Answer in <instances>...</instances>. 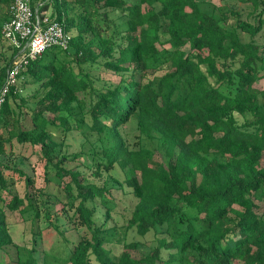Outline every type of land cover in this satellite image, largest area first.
Returning a JSON list of instances; mask_svg holds the SVG:
<instances>
[{"label":"trees","instance_id":"obj_1","mask_svg":"<svg viewBox=\"0 0 264 264\" xmlns=\"http://www.w3.org/2000/svg\"><path fill=\"white\" fill-rule=\"evenodd\" d=\"M205 4L46 1L69 44L0 107V264H264V0Z\"/></svg>","mask_w":264,"mask_h":264},{"label":"built area","instance_id":"obj_2","mask_svg":"<svg viewBox=\"0 0 264 264\" xmlns=\"http://www.w3.org/2000/svg\"><path fill=\"white\" fill-rule=\"evenodd\" d=\"M46 1H10L9 17L2 24L1 35L16 50V55L0 87V107L10 87L17 84L22 66L50 47L65 49L69 44V34L65 32L62 23L55 15L51 16L49 10H45Z\"/></svg>","mask_w":264,"mask_h":264},{"label":"rangeland","instance_id":"obj_3","mask_svg":"<svg viewBox=\"0 0 264 264\" xmlns=\"http://www.w3.org/2000/svg\"><path fill=\"white\" fill-rule=\"evenodd\" d=\"M207 1L209 2L208 5L205 4L207 8H210V4H212V3H216V4L219 3V0H207ZM239 6L244 7V5L242 3L239 4ZM49 9H50V7H49ZM6 11H7V9L5 7H3V8L1 7L0 14L2 15ZM2 49H3V53H5V55H9L11 52V49L8 48L6 41L2 37H0V50H2ZM254 86L257 88H264V78L257 80L256 83L254 84ZM30 87H32V85H27L26 89H30ZM127 132H128V136H129L130 141H132L134 139L133 135L135 133V129L129 127V128H127ZM82 141H83V138L80 134L73 133L72 135L69 136V139L67 140L66 151L76 152V151L80 150L82 148V146H81ZM144 141L146 142V145H148V146L150 145V147L156 146L154 139L145 138ZM30 159H31V161H30ZM34 161H35V157L31 156L29 158V160L25 159L23 162H20V163L18 162V160H15V159L10 161V162L12 164H15L18 166L20 165V167H23V169L25 171L31 173L32 172L31 164L34 163ZM22 230H25L23 225H18L17 227H15V229L13 230V237L15 240L21 241L19 236H20V233ZM133 238H136L139 241L137 250H135V253L138 255L140 253L142 254V253L147 252L150 249V246L154 244V242L151 239L152 238L151 234H147L144 236L137 235V236H134Z\"/></svg>","mask_w":264,"mask_h":264},{"label":"crops","instance_id":"obj_4","mask_svg":"<svg viewBox=\"0 0 264 264\" xmlns=\"http://www.w3.org/2000/svg\"><path fill=\"white\" fill-rule=\"evenodd\" d=\"M45 10H50L49 8H45Z\"/></svg>","mask_w":264,"mask_h":264}]
</instances>
